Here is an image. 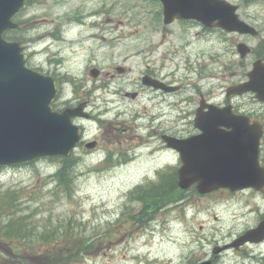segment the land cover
I'll use <instances>...</instances> for the list:
<instances>
[{"label": "flooded vegetation", "instance_id": "af4514ba", "mask_svg": "<svg viewBox=\"0 0 264 264\" xmlns=\"http://www.w3.org/2000/svg\"><path fill=\"white\" fill-rule=\"evenodd\" d=\"M154 1L157 2V7L149 13L142 11L139 23L141 29L133 30L121 29L128 22L125 24L122 19L112 18L114 15L111 16L110 11L114 7L113 1L97 0L95 3L94 0H80L71 7H67L66 3L59 15L61 25L55 26L47 35L57 43H65L64 48L70 51L62 55L57 48L55 54L46 58L43 66L32 64L34 53L30 49L27 52L28 66L52 76L57 82L58 91L51 101L52 109L61 113L67 108H77L79 116L73 118V122L82 128V134L71 156H76V161H125L129 166L132 161H162L163 151L172 155L170 161L176 162L158 164L152 173H148L150 179L143 182L145 187H149L150 182L159 183L168 176L178 180V168L181 164L178 152L168 146L164 135L184 137V134L179 133L177 123L172 118H188L187 124L191 128L186 132L188 136L201 132L195 120L199 114L207 116L223 109H228L230 114L245 115L251 122L260 119L264 123V102L257 98L256 93L238 94L230 90L248 80L252 66L244 72L240 69H228L225 56L221 58L219 53L213 54L219 65L218 76L221 77V82L211 87V56L204 59L203 52L202 63L194 60L192 57L196 56L191 52L187 57H181L193 45L194 38L219 33L225 41L226 35L237 34L238 46L240 42L249 43L250 35L228 32L195 19L175 18L173 22L165 23L163 4L161 0ZM147 16L150 25L145 21ZM115 20L116 26L113 25ZM180 26L182 29L179 33L175 28ZM256 27L259 33L252 37L256 41L251 45V52L232 65L240 66L242 60L248 57L253 62L258 59L264 61V29L259 25ZM233 39L234 37L231 38ZM26 42V45H32L36 40L29 38ZM74 44H80L79 49ZM100 50L102 56H99ZM207 50L209 51V47ZM78 53L81 56L75 57ZM72 63L79 65L83 71L77 73L71 70ZM181 70L184 72L181 73ZM228 76L229 80L226 79ZM71 85L74 88L67 98L64 89ZM188 89L191 91L182 96ZM100 100L103 107L98 103ZM93 124L96 129L92 127ZM261 145L263 148L264 135ZM261 163L264 165V159H261ZM163 192L166 195L180 194L181 198L171 206L176 210H185L189 204L188 199L204 196L198 193L195 185L181 192ZM218 192L249 194L254 198V203L246 213L254 217V224L248 225L222 245H228L247 230L257 228L264 222V191L253 188L232 191L222 188L214 193ZM161 194V190L146 188L141 191V195L160 197ZM142 203L135 201L126 213L127 221L140 225L138 229L142 227L143 221H155L159 210L153 208L147 214ZM246 204L249 205L250 201ZM184 212L180 211L179 215ZM263 235L264 233L261 236L255 233L254 240L229 250L244 258L258 257V260L263 261L264 238L255 241ZM215 243L221 244L219 240ZM227 252L225 250L219 254H210L203 259L211 258L213 264H218L220 260L224 262L222 258Z\"/></svg>", "mask_w": 264, "mask_h": 264}, {"label": "rangeland", "instance_id": "374dc122", "mask_svg": "<svg viewBox=\"0 0 264 264\" xmlns=\"http://www.w3.org/2000/svg\"><path fill=\"white\" fill-rule=\"evenodd\" d=\"M109 1L114 2L110 11V15H114L112 18L122 19L125 24L128 22L121 29H141L142 11L149 13L157 7L154 0ZM230 1L241 5L239 14L244 19L264 29V0L253 3ZM79 2L28 1L18 15L23 27L12 35L21 37L24 42L30 37H40L38 43L30 48L36 49L32 64L43 66L46 58L55 54L57 48L62 55L70 51L64 48L65 43H57L45 34L61 25L59 15L66 3L71 7ZM149 16L145 21L150 25ZM116 20L114 26L117 25ZM181 29L182 26L175 28L179 33ZM238 39L237 34H229L224 41L219 33L194 38L193 45L181 57H187L191 52L196 57L199 55V58H192L202 63L203 52L204 59L210 55L209 80L210 86L214 87L220 84L221 77L213 54L219 53L221 58L225 56L228 69L244 72L251 66L253 59L249 57L242 60L240 66L232 65L234 61H240L236 48ZM248 41L251 46L256 40L249 36ZM79 45L74 44V47L79 49ZM44 47L47 48L43 50ZM48 47L49 53L46 51ZM76 56H81V53ZM99 56H102L101 50ZM70 67L77 73L83 71L74 63ZM226 79L229 80V76ZM73 88L69 86L68 89L72 92ZM190 91L188 89L182 96ZM98 103L103 107L102 100ZM172 121L177 123L179 133L188 135V128L191 130L188 118L178 116ZM92 127L96 129L95 124ZM171 156L163 151L162 161H134L129 167L122 165L123 161H110V164L109 161H76L71 170L75 179L69 188L58 186L51 176L61 166L58 159L42 158L24 165L3 167L0 169V197L14 192L16 206L21 210L16 216L28 219L25 223L28 240L26 243L21 240L13 242L0 232V264H188L212 254L216 241L221 244L229 241L248 225L254 224V217L246 214L254 198L249 194L222 192L188 199L190 204L186 215L182 213L180 216L182 210L171 207L158 211L156 220L147 223L146 228L138 229L128 222L125 214L128 206L132 205L130 190L158 164L176 162L170 161ZM262 157L264 159V147ZM248 200L249 205L246 204ZM262 249L264 255V246ZM227 251L222 258L224 262L220 260L218 264H264V260L260 261L258 257L244 258L232 250Z\"/></svg>", "mask_w": 264, "mask_h": 264}, {"label": "water", "instance_id": "95a60500", "mask_svg": "<svg viewBox=\"0 0 264 264\" xmlns=\"http://www.w3.org/2000/svg\"><path fill=\"white\" fill-rule=\"evenodd\" d=\"M162 1L166 23L175 17L194 18L229 31L257 32L239 17L236 12L239 5L228 0ZM24 2L0 0V165L39 156L68 155L81 133L80 128L72 123V117L77 115L74 109L58 113L50 107L57 90L56 81L26 67V55L22 53L20 43L9 42L3 37L6 29L17 27L12 18ZM249 50L245 44H239L242 56ZM233 90L240 94L255 91L258 98L264 100V62L256 61L249 80ZM213 113L196 119L202 133L169 140V145L180 152L183 163L179 169L180 186L188 188L197 183L201 193L220 187L264 189V167L259 160L262 124H251L250 119L242 115ZM222 126L231 127V130L221 129ZM259 229L264 230V226L247 231L236 242L217 247L214 252L254 240ZM196 264L212 262L207 260Z\"/></svg>", "mask_w": 264, "mask_h": 264}, {"label": "trees", "instance_id": "16d2710c", "mask_svg": "<svg viewBox=\"0 0 264 264\" xmlns=\"http://www.w3.org/2000/svg\"><path fill=\"white\" fill-rule=\"evenodd\" d=\"M253 1V0H247ZM75 164V161H62V165L60 169L56 172L55 178L58 181V186L60 187H66L69 188L70 185L73 183V175L71 173L72 167ZM165 187L163 185H159L158 189H164ZM171 196H162L161 199V205H164L166 202L169 201V198ZM155 205L154 203H152ZM5 204H2L0 207L4 206ZM147 205H151L150 203H147ZM14 229H17V231L21 228L20 225L17 222H14L13 225L11 226ZM16 231V234H17ZM51 231V230H50ZM73 239H75V236L73 234ZM24 243H26V237H24ZM78 243V242H76ZM87 248H90L91 245H86Z\"/></svg>", "mask_w": 264, "mask_h": 264}]
</instances>
